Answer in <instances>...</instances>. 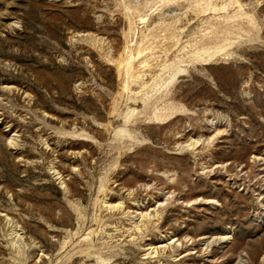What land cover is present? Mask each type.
<instances>
[{"label":"rangeland","instance_id":"374dc122","mask_svg":"<svg viewBox=\"0 0 264 264\" xmlns=\"http://www.w3.org/2000/svg\"><path fill=\"white\" fill-rule=\"evenodd\" d=\"M0 264H264V0H0Z\"/></svg>","mask_w":264,"mask_h":264},{"label":"bare ground","instance_id":"6f19581e","mask_svg":"<svg viewBox=\"0 0 264 264\" xmlns=\"http://www.w3.org/2000/svg\"><path fill=\"white\" fill-rule=\"evenodd\" d=\"M143 215H144V214H143ZM143 215H142V216H143ZM228 238H230L229 235H228V234H225V235L221 236L219 239H221V240L224 241V240H226V239H228ZM162 245L164 246V244H162ZM159 246H160V245H159ZM162 248H163V247H162ZM164 249H165V247H164Z\"/></svg>","mask_w":264,"mask_h":264}]
</instances>
